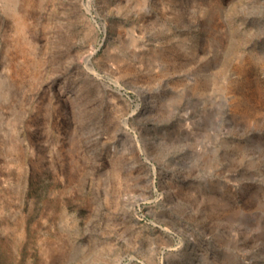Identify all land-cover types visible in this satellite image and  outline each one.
Segmentation results:
<instances>
[{
  "label": "rangeland",
  "instance_id": "rangeland-1",
  "mask_svg": "<svg viewBox=\"0 0 264 264\" xmlns=\"http://www.w3.org/2000/svg\"><path fill=\"white\" fill-rule=\"evenodd\" d=\"M0 264H264V0H0Z\"/></svg>",
  "mask_w": 264,
  "mask_h": 264
}]
</instances>
